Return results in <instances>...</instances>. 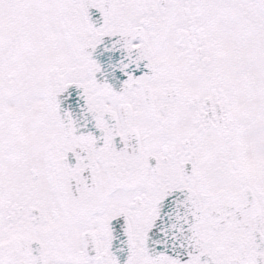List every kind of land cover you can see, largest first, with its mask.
I'll return each mask as SVG.
<instances>
[{
    "label": "snow or ice",
    "instance_id": "1",
    "mask_svg": "<svg viewBox=\"0 0 264 264\" xmlns=\"http://www.w3.org/2000/svg\"><path fill=\"white\" fill-rule=\"evenodd\" d=\"M0 264H264V0H0Z\"/></svg>",
    "mask_w": 264,
    "mask_h": 264
}]
</instances>
